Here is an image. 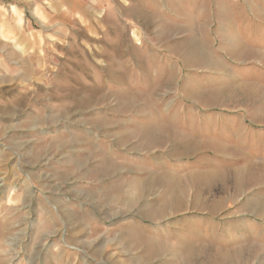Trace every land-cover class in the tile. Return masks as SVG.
I'll list each match as a JSON object with an SVG mask.
<instances>
[{
	"label": "rangeland",
	"instance_id": "1",
	"mask_svg": "<svg viewBox=\"0 0 264 264\" xmlns=\"http://www.w3.org/2000/svg\"><path fill=\"white\" fill-rule=\"evenodd\" d=\"M75 1L0 0V264H264V0L153 4L126 65Z\"/></svg>",
	"mask_w": 264,
	"mask_h": 264
},
{
	"label": "crops",
	"instance_id": "2",
	"mask_svg": "<svg viewBox=\"0 0 264 264\" xmlns=\"http://www.w3.org/2000/svg\"><path fill=\"white\" fill-rule=\"evenodd\" d=\"M78 10L76 9L77 1L72 4L69 16L79 15L81 25L103 24V28L109 35L108 47L110 48L113 63H122L130 54L145 55L146 48L151 49L150 35L152 34V15L159 16V12H153V4H159L162 0H79ZM171 7L175 8L177 1L179 3L193 2L194 0H163ZM183 5V4H182ZM71 17V16H70ZM124 22H127L125 25ZM121 28V29H120ZM88 31V30H87ZM109 32V33H108ZM11 35H16L14 30L10 31ZM87 40L89 31L86 33ZM123 41L124 45H118ZM135 41H141L143 43ZM144 48H143V47ZM110 57V56H108Z\"/></svg>",
	"mask_w": 264,
	"mask_h": 264
},
{
	"label": "bare ground",
	"instance_id": "3",
	"mask_svg": "<svg viewBox=\"0 0 264 264\" xmlns=\"http://www.w3.org/2000/svg\"><path fill=\"white\" fill-rule=\"evenodd\" d=\"M12 11H15V9L13 8ZM153 136H154L153 134H150V133L147 134V137H149V139L150 138L153 139ZM153 142L158 143L157 141H153ZM148 145L149 146H152V143H148ZM184 152H186V151H184ZM112 170H114V166H107L106 169L103 170V173H108L109 171H112ZM208 177L211 179L212 177H214V175H210ZM197 179H199V177H197ZM237 179H239V181H242L240 175L237 176ZM150 183L148 182L149 185H151ZM240 183H242V182H240ZM168 184H167L168 197L166 198V200L168 202L166 201L161 206H158V205L148 206V208L145 209V211L149 215L156 216V217L157 216H164V215H166L170 211H171L170 213H172V211L178 210V209L181 208V206H182L181 203H183V201H184L182 190L176 189V188H174V186L172 187V185L169 186ZM133 188H134L135 194H137V198L138 199L144 198L152 190V189H150L148 191L145 190L146 189L145 188V185L143 184V182H140V181L135 182L134 185H133ZM169 202H174V205L173 206L167 205V203H169ZM259 206H260V204L258 202H256V203H254V204L251 205V207H252L251 209H253V211H256L257 213H259L260 212V208H261V206H260V208H259ZM188 255L189 254L187 253L186 254V261H184L183 264H189V261H187V256ZM223 256H224V260H223V263L222 264H240L241 263L240 259H238V258H241V257L234 258L232 256L225 255V254H223ZM238 256H241V255H238ZM192 259H191V261H192Z\"/></svg>",
	"mask_w": 264,
	"mask_h": 264
}]
</instances>
